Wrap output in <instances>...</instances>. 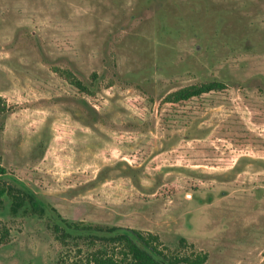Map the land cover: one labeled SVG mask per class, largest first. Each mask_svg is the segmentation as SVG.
Wrapping results in <instances>:
<instances>
[{
	"label": "rangeland",
	"instance_id": "374dc122",
	"mask_svg": "<svg viewBox=\"0 0 264 264\" xmlns=\"http://www.w3.org/2000/svg\"><path fill=\"white\" fill-rule=\"evenodd\" d=\"M0 95V165L62 218L263 263L264 0H0ZM10 206L0 264L122 257Z\"/></svg>",
	"mask_w": 264,
	"mask_h": 264
},
{
	"label": "trees",
	"instance_id": "16d2710c",
	"mask_svg": "<svg viewBox=\"0 0 264 264\" xmlns=\"http://www.w3.org/2000/svg\"><path fill=\"white\" fill-rule=\"evenodd\" d=\"M222 88H224V84L218 81L192 84L172 92L168 99L178 102ZM10 110L11 106L0 95V117L6 115ZM8 197L11 199L10 209L13 213L22 210L26 214L42 216L51 211V216L55 220L53 229L61 239L66 240L68 237L76 236L93 242L119 244L123 248L120 258L100 251L93 254L91 258L74 259L69 264H208V255L205 252H192L183 256L165 253L156 245L158 237L151 233L146 235L142 231L131 228L86 225L64 219L22 180L8 173L0 165V203Z\"/></svg>",
	"mask_w": 264,
	"mask_h": 264
}]
</instances>
